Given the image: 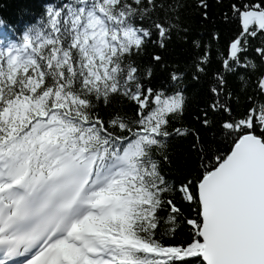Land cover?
Returning <instances> with one entry per match:
<instances>
[{
	"label": "snow or ice",
	"instance_id": "6c2138e0",
	"mask_svg": "<svg viewBox=\"0 0 264 264\" xmlns=\"http://www.w3.org/2000/svg\"><path fill=\"white\" fill-rule=\"evenodd\" d=\"M23 12L0 17V264H264V0Z\"/></svg>",
	"mask_w": 264,
	"mask_h": 264
},
{
	"label": "trees",
	"instance_id": "16d2710c",
	"mask_svg": "<svg viewBox=\"0 0 264 264\" xmlns=\"http://www.w3.org/2000/svg\"><path fill=\"white\" fill-rule=\"evenodd\" d=\"M57 2H59V0H57ZM39 3L40 0H0V17L19 25L21 21L28 19L24 14L23 9L31 8L35 11L36 6H38ZM221 26L227 34L229 26Z\"/></svg>",
	"mask_w": 264,
	"mask_h": 264
}]
</instances>
